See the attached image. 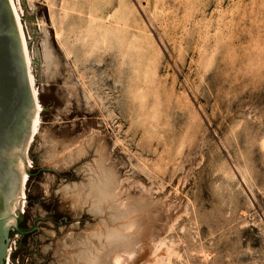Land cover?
Segmentation results:
<instances>
[{"label":"rangeland","instance_id":"1","mask_svg":"<svg viewBox=\"0 0 264 264\" xmlns=\"http://www.w3.org/2000/svg\"><path fill=\"white\" fill-rule=\"evenodd\" d=\"M15 3L41 107L9 264H56L98 224L69 191L98 150L149 208L124 264H264V0Z\"/></svg>","mask_w":264,"mask_h":264},{"label":"bare ground","instance_id":"2","mask_svg":"<svg viewBox=\"0 0 264 264\" xmlns=\"http://www.w3.org/2000/svg\"><path fill=\"white\" fill-rule=\"evenodd\" d=\"M9 1L19 26L32 93L36 98L34 110L30 119L31 135L29 137V145L33 139L34 133L38 128L39 110L41 105L34 82V76L31 71L32 62L30 61V55L26 47L25 37L21 28V23L19 21L17 6L15 0ZM28 145L24 149V158H26V149ZM84 147L85 146H77L75 148H68V145H64V153L60 155L61 159L70 160L77 157L81 153L83 154ZM58 151L56 144L52 142L47 148L46 158L48 160H54V157L57 156ZM98 152L99 155L94 159V164L92 161V164L89 165L88 168L86 167L88 171L86 180L81 184H74V186H72L71 190L69 191L71 192L73 200L72 202L78 205H87L93 214L102 218L94 228L83 234V236H80L74 240L72 239L70 242H68L67 239L61 241L58 244L55 252V260H57L56 264H124V262H128L127 258L131 257L134 251L137 250V242L141 241L142 238H145L144 236L147 232L145 220L148 216V206L142 202L143 199H140L141 201L134 202L128 200L129 198L122 199L120 197L119 192L115 190V173L113 169L103 163L101 150H98ZM29 164L30 161L28 160V166ZM18 174L20 176V184L17 186L16 190V199L13 211L15 214L17 209L21 208L23 210L25 204L24 189L27 180V172L25 161L21 156ZM143 201H145V199ZM156 210H153V212ZM13 222L14 215H12L11 224ZM157 241H159V239ZM149 254L151 253L149 252ZM6 256V264H9L8 252H6Z\"/></svg>","mask_w":264,"mask_h":264},{"label":"water","instance_id":"3","mask_svg":"<svg viewBox=\"0 0 264 264\" xmlns=\"http://www.w3.org/2000/svg\"><path fill=\"white\" fill-rule=\"evenodd\" d=\"M35 101L13 8L9 0H0V264H5L10 226L19 234L31 231L18 226L13 211L20 184L19 161L21 156L26 165L24 149L31 135Z\"/></svg>","mask_w":264,"mask_h":264},{"label":"flooded vegetation","instance_id":"4","mask_svg":"<svg viewBox=\"0 0 264 264\" xmlns=\"http://www.w3.org/2000/svg\"><path fill=\"white\" fill-rule=\"evenodd\" d=\"M9 258H10V253H9ZM5 262H6V259H5Z\"/></svg>","mask_w":264,"mask_h":264},{"label":"trees","instance_id":"5","mask_svg":"<svg viewBox=\"0 0 264 264\" xmlns=\"http://www.w3.org/2000/svg\"><path fill=\"white\" fill-rule=\"evenodd\" d=\"M21 228V227H20ZM21 229H23V228H21Z\"/></svg>","mask_w":264,"mask_h":264}]
</instances>
